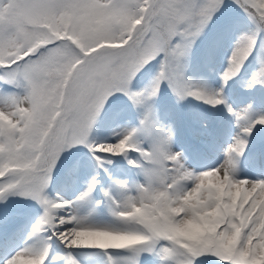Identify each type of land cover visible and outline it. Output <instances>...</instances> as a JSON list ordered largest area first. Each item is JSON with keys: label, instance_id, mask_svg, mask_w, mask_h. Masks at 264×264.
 Listing matches in <instances>:
<instances>
[{"label": "snow or ice", "instance_id": "obj_1", "mask_svg": "<svg viewBox=\"0 0 264 264\" xmlns=\"http://www.w3.org/2000/svg\"><path fill=\"white\" fill-rule=\"evenodd\" d=\"M253 27L236 41L221 75L237 77L264 35V0H232ZM225 0H0V203L19 196L37 201L43 214L23 247L3 264H82L102 250L106 264H264V179L239 178L241 158L264 113L237 110L224 87L186 76V60ZM154 60L160 71L149 87H132ZM167 84L178 101L189 97L223 105L239 129L218 166L196 172L173 151L174 132L156 115L154 100ZM264 85V56L250 87ZM124 95L142 118L114 142L92 132L107 102ZM86 146L101 168L106 156L123 157L142 183L114 181L105 189L115 223L95 220L105 200L94 197L98 177L72 200L48 193L63 153ZM135 154V155H133ZM15 235V231L11 234ZM113 250L126 255H113ZM51 258V259H50Z\"/></svg>", "mask_w": 264, "mask_h": 264}, {"label": "rangeland", "instance_id": "obj_2", "mask_svg": "<svg viewBox=\"0 0 264 264\" xmlns=\"http://www.w3.org/2000/svg\"><path fill=\"white\" fill-rule=\"evenodd\" d=\"M225 3L227 6L220 10V15L212 24L213 26H209L206 34H204L209 35V37L206 41L198 43L202 48L196 52H191L195 59L192 61L191 57V62L187 66L188 68L189 66L191 67L190 73L187 75L190 80L206 84L214 89L224 87L221 75L227 67L232 49L239 37L249 33L253 27L249 18L239 7L232 3V0H226ZM228 11L231 12L229 15L227 14ZM237 11H240V13ZM209 41L212 42V46L211 44L209 45ZM261 56H264V35L261 36V40L257 44L256 52L246 62L240 74L230 80L227 86L224 87V94L228 103L237 110L247 107L255 98H259V94L264 91V85L256 84L250 87L252 77L259 68ZM200 61L202 63H199ZM204 65L206 68L202 67ZM188 68L186 73L189 72ZM159 71V60H154L137 74L132 85L134 90L142 91L149 87ZM227 89H232L233 91L229 93ZM171 91L170 87L165 83L159 96L155 98L154 105L160 122L165 126H171L173 129V151L183 153L185 151L182 147L185 142L184 138H186L184 126L189 129L187 132L189 138L191 137L196 142L200 141V137L205 139L204 130L208 129L209 122L213 120V116H217L218 107H212L195 99L194 102L201 103L203 108H197L188 101L187 111L183 108V104L186 105V103L183 102L182 104L183 112L180 107L176 109V100L170 94ZM220 107L224 108L222 113L225 117H229L231 124L227 134L228 137H224L221 142L215 139L210 143V146L216 149L217 155L208 162L203 160L202 163H197L189 160L183 153L187 166L196 172L214 168L222 163L226 149L232 144L234 137L239 131L232 114L223 105ZM253 108L258 114L264 113V96L260 97V101L255 103ZM141 118L142 109H138L127 96L116 94L110 98L98 117L91 138L97 143L114 142L126 128L138 126ZM263 134L264 126L257 125V128L253 130L252 136L249 138L248 149H250L252 139ZM205 140L208 142L207 139ZM254 149L258 150V148H252V154L248 155L246 152L244 157L241 158L239 178L250 180L264 179V145L259 151L255 150L253 152ZM84 150H87L86 146H77L62 154L52 173L51 183L47 191L48 193L50 191L53 192L55 191L54 188L60 185L61 190L59 189L53 193L62 194L67 198L66 200L75 201L79 194L87 188L92 178L98 177L100 184L96 188L94 197L97 200H105V204L99 208L95 215V220L101 223H115L116 221L111 216L107 206L104 190L110 188L113 195L119 196V192L114 186V181H124L132 186L142 183L144 177L139 169L131 166L123 157L107 155L106 159L111 160L112 163H106L101 168L91 152ZM130 172L132 175L129 177ZM42 214L43 209L37 201L19 196L9 197L6 203H0V240L3 241V237H6L8 240L4 244L13 249L16 248L15 250L18 251L20 245L21 247L24 246L31 233L33 224ZM14 231L15 235L12 236L11 234ZM69 251L74 253H96V255L90 256L88 259L80 256L82 264H106V257L102 250H69L59 241L54 242L53 255L65 258ZM113 255H126V253L113 250ZM202 259H205L207 264H224V262L214 256L202 257ZM142 261L143 264H158V260L155 257H149L148 254L142 257ZM57 264H61V262H57ZM62 264H67L66 259L63 260Z\"/></svg>", "mask_w": 264, "mask_h": 264}, {"label": "trees", "instance_id": "obj_3", "mask_svg": "<svg viewBox=\"0 0 264 264\" xmlns=\"http://www.w3.org/2000/svg\"><path fill=\"white\" fill-rule=\"evenodd\" d=\"M226 1V0H225ZM228 10H230V9H228ZM237 12H239L240 13V11H237ZM220 13V11L216 14V16H215V18H214V20H213V23L215 22V20L218 18V16L220 15L219 14ZM229 13H231L230 11H228L227 12V14L229 15ZM212 23V24H213ZM212 24H210L209 26H213ZM217 24V23H216ZM227 24V23H226ZM206 31H207V29H206ZM206 31H205V33L204 34H206ZM209 37V35H202L197 41H196V43L194 44V46H193V48H192V50H191V52H196L197 50H199L200 48H202L198 43L201 41H206V39ZM209 43V45L211 44V46H212V42L211 41H209L208 42ZM206 46H207V42H206ZM208 49V48H207ZM202 50V49H201ZM190 58H187V60H186V65L188 66V63H190L191 62V57H192V61H194V59H195V57H193L194 55H192L191 53H190ZM188 67H186V69H187ZM190 69H191V67L189 66V68H188V70H189V72H187L186 73V76L190 73ZM171 89V88H170ZM247 90H249V89H247ZM170 94H172L173 95V97H174V99L176 100L175 101V104H176V109H178L179 107H180V109H182V104H183V102L184 103H186V105L185 104H183V108L184 109H186V111H187V109H188V106H187V103H188V101L190 102V101H192V100H195L194 98H191V97H189V98H187V99H185V100H183V101H178V99H177V97L175 96V94L173 93V91H171L170 92ZM218 108H217V112H218V114H217V117H218V121L219 122H221L222 123V125H225L226 127H227V125H228V119H229V117L227 118V117H225L224 115H223V113H222V111H223V107H220V106H217ZM184 109H182V111L184 112ZM180 111V110H179ZM212 129L210 128L209 129V131H207V133H210V131H211ZM256 138V137H255ZM254 138V139H255ZM254 139H252V141H254ZM252 141H251V143H252ZM197 149V151H201V149H199L198 147L196 148ZM214 264V263H213Z\"/></svg>", "mask_w": 264, "mask_h": 264}, {"label": "bare ground", "instance_id": "obj_4", "mask_svg": "<svg viewBox=\"0 0 264 264\" xmlns=\"http://www.w3.org/2000/svg\"><path fill=\"white\" fill-rule=\"evenodd\" d=\"M61 187H60V185L58 186V187H55L54 188V190L55 191H58L59 189H60ZM51 190H53V189H51ZM61 190V189H60ZM64 190V189H63ZM55 191H53V192H55ZM67 191V190H66ZM53 192H49V195L50 196H52V197H59V198H62V199H67L66 197H64V195H62V194H58V193H53ZM61 193V192H60ZM63 194H64V192H63ZM41 216V215H40ZM38 217V216H37ZM10 234V233H9ZM9 236V235H8ZM20 238V237H19ZM7 238L6 237H3V241L2 240H0V264H3V260L5 259V258H7L10 254H13L16 250V248L15 249H13V248H11V247H9L8 245H6V244H4L5 243V241L7 242ZM16 243H17V241H16ZM13 244V243H12ZM14 246V245H13ZM58 246V245H57ZM20 247H21V245H20ZM20 247H18L19 249H20ZM62 249V248H61ZM86 250V249H85ZM62 252H63V250H62Z\"/></svg>", "mask_w": 264, "mask_h": 264}]
</instances>
